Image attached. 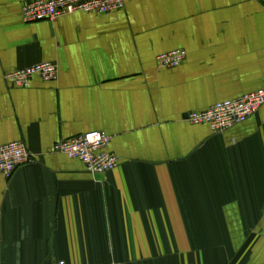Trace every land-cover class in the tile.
<instances>
[{
	"label": "crops",
	"instance_id": "obj_1",
	"mask_svg": "<svg viewBox=\"0 0 264 264\" xmlns=\"http://www.w3.org/2000/svg\"><path fill=\"white\" fill-rule=\"evenodd\" d=\"M0 0V264H264V105L222 132L190 111L264 87V0H125L25 22ZM186 52L173 68L159 54ZM42 61L55 80L4 75ZM92 130L121 158L88 172L51 150Z\"/></svg>",
	"mask_w": 264,
	"mask_h": 264
},
{
	"label": "built area",
	"instance_id": "obj_2",
	"mask_svg": "<svg viewBox=\"0 0 264 264\" xmlns=\"http://www.w3.org/2000/svg\"><path fill=\"white\" fill-rule=\"evenodd\" d=\"M124 2L125 0H28L21 6V15L25 22H35L54 20L75 12L107 14L121 10ZM185 56L184 49H175L159 54L156 59L159 66L173 68L179 66ZM34 76L45 81L55 80L57 65L51 61H42L24 68H15L4 75L15 87L28 86ZM262 105L264 87L238 98L218 101L202 111L187 112L185 119L191 124H208L213 132H222L247 120ZM110 139L104 132L92 130L60 140L53 144L51 150L80 160L92 174H102L113 170L121 162L118 155L108 150ZM34 161L35 157L24 142L18 140L0 144V174L5 178H10L20 166Z\"/></svg>",
	"mask_w": 264,
	"mask_h": 264
}]
</instances>
